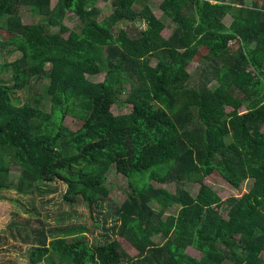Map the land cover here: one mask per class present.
Masks as SVG:
<instances>
[{
	"label": "trees",
	"instance_id": "trees-1",
	"mask_svg": "<svg viewBox=\"0 0 264 264\" xmlns=\"http://www.w3.org/2000/svg\"><path fill=\"white\" fill-rule=\"evenodd\" d=\"M100 1L0 0V29L31 51L0 61V202L2 190L32 194L39 182L61 180L64 198H83L94 214L110 193L111 168L130 180L104 242L76 235L86 231L79 226H42L25 233L28 261L18 264H264V0L258 7L247 0H161L173 23L168 36L151 0H102L114 10L104 19ZM68 12L79 19L75 28L65 22ZM138 17L147 24L138 34L114 33L117 19ZM201 48L209 52L208 80L192 84L189 65ZM94 63L102 81L88 76ZM44 74L50 110L40 97L20 103L16 91ZM117 105L128 111L115 113ZM68 115L82 125L71 129ZM13 165L21 168L17 181ZM215 171L235 189L246 185L229 198L226 215L224 200L204 180ZM153 179L200 187L196 194L173 191ZM173 206L177 213L166 214Z\"/></svg>",
	"mask_w": 264,
	"mask_h": 264
},
{
	"label": "rangeland",
	"instance_id": "rangeland-1",
	"mask_svg": "<svg viewBox=\"0 0 264 264\" xmlns=\"http://www.w3.org/2000/svg\"><path fill=\"white\" fill-rule=\"evenodd\" d=\"M161 0H151L149 2L151 8L155 14L166 23L164 35L168 36L171 34L173 23L171 19L164 14L160 9ZM57 0H53L55 5ZM263 0H247V4L254 5L256 7L262 5ZM136 7L139 8L141 5L136 3ZM98 6L102 9L100 15L101 19L113 15V7L109 2L100 1ZM27 12V11H26ZM26 21L35 22L40 19V16H26ZM233 18L227 15L224 19L225 23L229 25ZM66 24L70 27L75 28L79 22L78 17L74 12H68L65 18ZM147 27L146 22L143 18L138 17L135 21L126 19H117L113 27L115 34L121 28L127 29L130 33L138 34L141 30ZM10 34L0 29V61L14 62L19 60L25 54L30 53L29 48L22 46V42L17 39L10 38ZM5 42L8 44H5ZM239 43L233 41L231 43L232 50L238 48ZM209 52L205 48H201L197 56L189 65V70L192 73L193 81L192 84L207 81V76H203L205 70H209L208 59ZM151 62L155 64L156 59L151 58ZM88 76L93 81H102L105 78V73L99 72L96 64L87 65ZM4 79L11 77L10 71H5L1 74ZM209 76H211L209 74ZM48 80L45 76L34 77L31 83L22 90L16 91V97L21 99L22 102L32 101L35 98H41L42 107L46 110H50V98L45 93V87ZM211 86L216 88L218 81L213 80ZM121 96L118 104H122ZM117 105L114 109L115 113H121L128 111V108ZM228 110L231 107H227ZM66 124L73 130L78 129L82 125V121L71 115H68L65 120ZM20 167L13 165L10 172V178L14 181L19 179ZM107 185L110 188L108 197L98 203L95 206L94 214L91 213L88 202L83 198H79L78 202L70 203L64 195L67 191V185L61 180H54L47 183H38V189L36 188L32 194L18 193L14 189H5L1 193L4 195V200L0 202V264H18L25 263L28 261L29 247L30 244L25 242L24 236L27 231L45 227H71L79 226L80 230H76V235L86 234L92 243L104 242L105 233L109 232L105 230L109 225H112L115 219V209L121 205L126 199L130 191V180L127 176L118 173L113 167L107 175ZM205 182L210 184L224 200V205L220 208V211L226 215L227 209L225 205L229 203L231 196L240 195L246 188L243 184L241 189H235L229 184L224 177L217 171L211 175L205 177ZM151 183L156 187H164L170 190H177L178 188L189 189L192 193L196 194L200 183L196 181L190 182H160L155 179L151 180ZM153 207L158 211L160 207L158 204L153 203ZM178 206H173L168 209V213H177ZM100 221L99 224L96 222ZM114 237V236H112ZM157 241L161 239L156 238ZM122 247L130 254L136 255L137 250L132 246L125 238L119 239ZM187 252L195 257L200 258L202 252L198 251L193 247H189ZM38 264H48V261L44 260ZM225 264H235L234 261H227Z\"/></svg>",
	"mask_w": 264,
	"mask_h": 264
}]
</instances>
